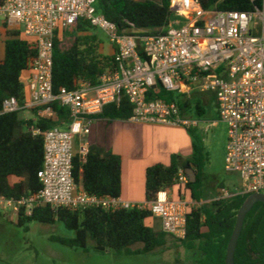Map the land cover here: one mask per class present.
Returning a JSON list of instances; mask_svg holds the SVG:
<instances>
[{
    "label": "built area",
    "instance_id": "obj_1",
    "mask_svg": "<svg viewBox=\"0 0 264 264\" xmlns=\"http://www.w3.org/2000/svg\"><path fill=\"white\" fill-rule=\"evenodd\" d=\"M254 1V0H252ZM98 0H2L0 18L17 15L23 34L38 49L28 70L29 98L21 104L10 96L3 113L29 111L32 119L53 117V103L69 107L70 122L44 132V163L38 172L42 189L20 198L0 197V205L17 216H31L35 209L85 210L145 207L120 197H99L75 181L73 159L88 152L85 137L91 132L94 115L123 96L132 105L130 120L155 125L194 128L199 121L183 113L175 100L158 97L162 90L191 98L195 92L214 94L220 118L228 125L226 170L238 173L242 187L236 192L223 188L216 199L264 192V0L253 11L207 9L201 0H171L175 18L167 31L145 35L137 29H121L97 8ZM87 20L109 38L114 66L97 83L81 79L75 90L53 85L56 38L72 32ZM29 119V118H28ZM189 176L180 170L176 179L181 193ZM214 199V200H216ZM195 202L172 189L159 191L149 202L162 230L181 240L187 235L189 210ZM147 206V205H146Z\"/></svg>",
    "mask_w": 264,
    "mask_h": 264
},
{
    "label": "trees",
    "instance_id": "obj_2",
    "mask_svg": "<svg viewBox=\"0 0 264 264\" xmlns=\"http://www.w3.org/2000/svg\"><path fill=\"white\" fill-rule=\"evenodd\" d=\"M2 0H0L1 2ZM207 9L253 11L261 0H201ZM171 0H98V11L121 28L137 29L145 35H159L167 31L174 17ZM6 26V24H5ZM89 21H80L71 32L73 44L62 49V39L56 38L54 48L53 85L55 93L63 88L75 90L81 79L97 83L99 77L114 66V54L100 52L102 40L92 30ZM19 30H6L5 56L0 60V197L20 198L37 193L42 189L38 177L44 163V136L28 131L32 126L42 132L55 127H66L71 119L69 107L60 101L53 103V117L25 118L24 111L3 113V102L10 96L18 98L21 104L26 100L23 74L37 56L38 49L32 39L22 36ZM158 97L175 100L183 113L196 108L205 113L207 100L204 93L195 92L191 98L162 90ZM133 114L132 105L126 96L119 103L108 104L103 112L93 118L129 120ZM193 140L191 156L173 154L170 164L156 163L146 170V200L153 201L159 191L173 189L180 170L187 165L197 173L195 182L189 181L182 187L189 189L190 196L200 202L204 170L208 161L202 138L192 128H186ZM121 156L98 145L88 146L83 157L79 152L73 159L75 181L88 193L99 197H120ZM181 189L179 188V192ZM248 195H236L216 199L192 207L188 213L187 235L179 240L192 250L198 264H226L228 244L236 226L237 214ZM155 217L145 207L104 209L91 207L85 210L53 208L49 205L35 209L31 216H18V226L38 221L44 224L63 222L66 228L74 230V236L53 235L52 240L71 248L88 247L89 240L101 252L112 250L117 254L137 255L153 252L167 245L168 236L163 230H156L147 221ZM178 240V239H177ZM140 245L137 248H133ZM235 264H264V202H256L247 213L239 236Z\"/></svg>",
    "mask_w": 264,
    "mask_h": 264
},
{
    "label": "rangeland",
    "instance_id": "obj_3",
    "mask_svg": "<svg viewBox=\"0 0 264 264\" xmlns=\"http://www.w3.org/2000/svg\"><path fill=\"white\" fill-rule=\"evenodd\" d=\"M2 21L3 19L0 18V54L3 58L6 30H19L23 33V27L18 21L17 15L10 18L7 26H3ZM92 32L96 33L102 40L100 52L103 55L111 54L112 47L108 36L97 28ZM22 36L32 39L24 34ZM74 40L75 37L70 31L64 33L62 49L70 47ZM22 80L26 98H29L30 90L26 74H23ZM205 99L207 100L205 113L199 114L196 108L191 111L192 117L199 121L198 126L192 129L197 136L202 138L203 146L208 153L202 188L203 200L198 202L193 199L189 189H187L188 195H183L195 202L194 207L203 203H210L220 195L223 188L236 192L242 187L240 175L228 172L225 167L228 125L220 118L214 94H205ZM22 115L29 117L32 116V113L25 111ZM80 143L81 139L77 138L74 147L75 152L78 151ZM176 188L179 190L178 186ZM17 223L18 216L10 209H4L0 205V264H198L194 259L192 250L187 249L179 240L170 235L168 236V243L164 247L157 248L147 254L127 255L117 254L112 250L98 251L94 248V243L91 240H89L86 249L71 248L52 240L53 235L71 237L75 235V231L66 228L61 221L54 224L31 221L24 226H18ZM156 223L155 229L161 230V221L158 220ZM139 246L136 245L133 248Z\"/></svg>",
    "mask_w": 264,
    "mask_h": 264
},
{
    "label": "crops",
    "instance_id": "obj_4",
    "mask_svg": "<svg viewBox=\"0 0 264 264\" xmlns=\"http://www.w3.org/2000/svg\"><path fill=\"white\" fill-rule=\"evenodd\" d=\"M9 22L10 19L3 20L2 24L7 26ZM3 58L0 54V60ZM24 74L28 80V71ZM84 139L88 146L98 144L121 156V198L145 206L149 205L146 200L147 168L156 163L170 164L173 154L189 157L193 152V140L185 127L147 124L130 119L109 122L95 118L91 132ZM176 187L172 189L173 197L188 195L187 191L181 193ZM158 220L157 217H151L147 223L156 228Z\"/></svg>",
    "mask_w": 264,
    "mask_h": 264
},
{
    "label": "water",
    "instance_id": "obj_5",
    "mask_svg": "<svg viewBox=\"0 0 264 264\" xmlns=\"http://www.w3.org/2000/svg\"><path fill=\"white\" fill-rule=\"evenodd\" d=\"M185 172L189 176L191 182H195L197 180V173L192 166L187 165L185 168ZM259 201L264 202V192H258L249 195L243 205L240 207L237 214L236 226L228 244L226 264H235V252L239 236L244 226L246 215L253 208L255 203Z\"/></svg>",
    "mask_w": 264,
    "mask_h": 264
}]
</instances>
